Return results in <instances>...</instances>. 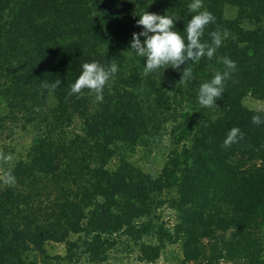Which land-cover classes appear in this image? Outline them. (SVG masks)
Segmentation results:
<instances>
[{
  "label": "trees",
  "instance_id": "16d2710c",
  "mask_svg": "<svg viewBox=\"0 0 264 264\" xmlns=\"http://www.w3.org/2000/svg\"><path fill=\"white\" fill-rule=\"evenodd\" d=\"M190 2L0 0V143L14 130L29 136L17 158H3L17 144L0 153V264H45L47 242H66L68 263L109 264L121 236L138 244L141 264L177 241L179 264H264V123L252 122L264 112L243 103L264 101V0H203L216 19L202 41L228 35L211 59L185 65L187 83L184 65L144 76V59L128 55L140 13L178 17L185 35ZM223 57L236 68L217 107H202L199 86L225 70ZM94 60L119 66L102 101L71 93ZM232 127L243 138L224 146ZM139 148L166 151L162 167L131 164ZM9 170L13 185L2 181Z\"/></svg>",
  "mask_w": 264,
  "mask_h": 264
},
{
  "label": "clouds",
  "instance_id": "9594fccd",
  "mask_svg": "<svg viewBox=\"0 0 264 264\" xmlns=\"http://www.w3.org/2000/svg\"><path fill=\"white\" fill-rule=\"evenodd\" d=\"M191 18L188 20L186 28L181 35L175 27V21L179 19L173 15H159L147 12L140 13L136 23L142 26L139 33L132 34L130 49L128 55L134 54L144 59L142 75L147 76L150 73L159 72L160 76L164 69H177L184 65L180 82L187 83L193 78L192 67H185L187 64H198L202 57L211 59L216 50L222 45L223 39L228 33L220 32L210 33L211 43L202 41L205 28L210 23H215V16L212 12L204 8L203 0H191L188 4ZM141 37L143 39H141ZM222 62L225 66L224 71H217L210 79L200 84L197 94V100L200 106L214 108L216 101L224 92V83L230 73L235 70V61L228 57H223ZM119 71L117 63L113 62L108 65L101 64L97 61L84 62L81 65V72L77 79L71 85L72 94H82L87 89L95 93L97 101L103 100L105 86L110 83L115 74ZM60 81L51 85L53 89L58 87ZM254 124L264 123L259 115L252 117ZM243 138L240 128L232 127L226 134L223 141L224 146H230ZM8 159L10 157H3ZM5 184L13 185L16 177L9 170L2 177Z\"/></svg>",
  "mask_w": 264,
  "mask_h": 264
},
{
  "label": "rangeland",
  "instance_id": "374dc122",
  "mask_svg": "<svg viewBox=\"0 0 264 264\" xmlns=\"http://www.w3.org/2000/svg\"><path fill=\"white\" fill-rule=\"evenodd\" d=\"M230 17H234L235 13H230ZM244 105L252 110H259L264 112V101H257L251 98H246L243 101ZM9 133H6L5 136ZM29 136L21 131L14 130L12 136H9L6 140L0 143V153L5 150L4 146L17 144L18 147L14 154L10 155V160L18 157V153L21 150V154L25 153L27 149ZM166 151H161L159 153H150L146 149H136L127 154L128 161L134 166L138 167L145 173H153L158 171L164 161H165ZM117 163L116 158H114L109 165V168H115ZM175 214L170 210H165L163 213V220L168 227H171L175 222ZM78 239V235H70L67 239L68 241L75 242ZM66 242H47L44 245V251L46 256L49 257V261L45 264H90L87 257L74 258L71 263L66 261ZM140 252L138 249V244L124 238L123 236L117 238L116 245L113 249L109 250L107 253V260L109 264H141L139 262ZM182 259L181 242L168 243L160 251L158 258L153 264H179Z\"/></svg>",
  "mask_w": 264,
  "mask_h": 264
}]
</instances>
